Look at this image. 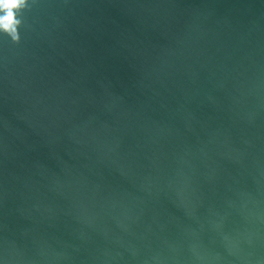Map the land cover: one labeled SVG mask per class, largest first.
Returning <instances> with one entry per match:
<instances>
[{
	"label": "water",
	"instance_id": "95a60500",
	"mask_svg": "<svg viewBox=\"0 0 264 264\" xmlns=\"http://www.w3.org/2000/svg\"><path fill=\"white\" fill-rule=\"evenodd\" d=\"M0 31V264H264V0H29Z\"/></svg>",
	"mask_w": 264,
	"mask_h": 264
},
{
	"label": "clouds",
	"instance_id": "9594fccd",
	"mask_svg": "<svg viewBox=\"0 0 264 264\" xmlns=\"http://www.w3.org/2000/svg\"><path fill=\"white\" fill-rule=\"evenodd\" d=\"M29 6V0H0V31L9 35L16 43L20 41L19 28L22 14Z\"/></svg>",
	"mask_w": 264,
	"mask_h": 264
}]
</instances>
